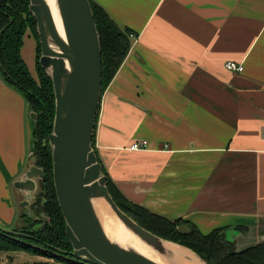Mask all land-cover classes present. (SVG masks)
<instances>
[{
	"label": "crops",
	"instance_id": "0c3cea01",
	"mask_svg": "<svg viewBox=\"0 0 264 264\" xmlns=\"http://www.w3.org/2000/svg\"><path fill=\"white\" fill-rule=\"evenodd\" d=\"M95 1L134 33L100 97L92 146L103 172L128 201L203 234L264 238V0ZM26 64L33 72L34 57ZM30 113L0 75L4 228L30 209L14 187L32 164Z\"/></svg>",
	"mask_w": 264,
	"mask_h": 264
},
{
	"label": "water",
	"instance_id": "95a60500",
	"mask_svg": "<svg viewBox=\"0 0 264 264\" xmlns=\"http://www.w3.org/2000/svg\"><path fill=\"white\" fill-rule=\"evenodd\" d=\"M65 39L55 28L45 0H29L40 43L41 67L53 83L55 111L51 147L53 184L65 220L72 259L81 264H159L132 249L122 248L104 233L93 206L104 199L120 222L143 243L164 257L169 242L140 226L112 199L107 176L97 160L92 138L102 87L101 48L89 0H56ZM30 117L35 119L34 112ZM34 161V158H33ZM44 177L34 162L14 182L26 193L21 205L27 207L37 180ZM24 213L31 215L30 209ZM187 232L185 225L179 226Z\"/></svg>",
	"mask_w": 264,
	"mask_h": 264
},
{
	"label": "trees",
	"instance_id": "16d2710c",
	"mask_svg": "<svg viewBox=\"0 0 264 264\" xmlns=\"http://www.w3.org/2000/svg\"><path fill=\"white\" fill-rule=\"evenodd\" d=\"M89 2L101 48L102 94L124 60L130 48L131 35L134 33L128 28L119 27L95 0ZM26 34L32 36L35 41L36 77L21 54ZM40 53L36 21L29 10V0H0V75L9 86L23 95L29 109L37 116L34 125V163L44 172V177L40 180L45 190L37 201L45 198L44 211L48 218L42 221L33 219L29 225L30 217L23 214L20 218L28 222L24 226L15 230L0 228V252L23 250L78 263L69 254L72 247L65 233V220L53 184L48 135L53 126L55 98L52 79L38 62ZM106 184L117 206L135 222L163 239L188 247L206 264H264V242L238 252L234 251L233 243L225 239L222 227L203 234L186 220H171L128 201L108 177ZM38 222L39 227L29 229ZM181 225H187L188 231L181 232Z\"/></svg>",
	"mask_w": 264,
	"mask_h": 264
},
{
	"label": "bare ground",
	"instance_id": "6f19581e",
	"mask_svg": "<svg viewBox=\"0 0 264 264\" xmlns=\"http://www.w3.org/2000/svg\"><path fill=\"white\" fill-rule=\"evenodd\" d=\"M45 2L50 9L57 33L64 40L57 2L56 0H45ZM93 206L106 236L122 248L132 249L159 264H204L190 250L172 242L164 244L170 251L171 257L161 256L126 229L104 199H94Z\"/></svg>",
	"mask_w": 264,
	"mask_h": 264
},
{
	"label": "rangeland",
	"instance_id": "374dc122",
	"mask_svg": "<svg viewBox=\"0 0 264 264\" xmlns=\"http://www.w3.org/2000/svg\"><path fill=\"white\" fill-rule=\"evenodd\" d=\"M26 37L28 38L29 36H26ZM27 38L24 39V44L22 46V48H23V56H24L23 58H25L24 59L25 62H27L28 64L31 65V60L34 57L33 53H34L35 48H34V44L32 43V39L30 38L29 41H28ZM33 76L36 77V73L34 71H33ZM31 112H33V111H31ZM34 115L36 116L35 113H34ZM30 119H31V122H32V125H33L32 126V139H33V143H34V139H35V137H34V125H35V121L37 119V116H36L35 119H32L31 117H30ZM31 154H32V158H31L30 162L33 164V162L35 161L34 148H33V151H32ZM33 158H34V161H33ZM41 185H42L41 184V180L38 179L37 180V185H36V190L30 194L31 198H30V201H29V204H30L29 208H30V211H31V215H30L29 223L27 222V220H25V219H23L21 217V218H18V221L20 220L19 226L15 225L13 227V229L12 228H7V227H5V228L4 227H0V228H3L4 230H15V229L19 228L20 226H24V224H26V223H28L30 225L31 220H33V219H34V221L36 219L39 220V221L48 219L47 218V214L44 211V205H45V202H46L45 198H42L41 200L37 201L39 199L40 195L42 193L44 194V192H45L44 188H42ZM23 198H24V200L26 199L24 196H23ZM39 226H40V223L38 222V223H35L33 226H30L29 229H35V228H37ZM164 240H167V239H164ZM167 241L187 248L196 257H198L199 260L202 261V263L206 264L205 261L200 256H198V254H196L194 251H192L188 247H186L184 245H181V244H179L178 242H175V241H170V240H167ZM261 242H264V238H261V237L259 238L258 237V238H254V239H251V240H248V241H245V242L241 241L240 238H239L236 241L235 244H232V246H233V250L238 252V251L243 250V249H245V248H247L249 246H252V245H255V244L261 243ZM0 264H81V263H79V262L78 263L77 262H71L68 259H61V258L58 259V258L45 257L43 255L33 254L31 252H27V251H23V250H16V251H1L0 252Z\"/></svg>",
	"mask_w": 264,
	"mask_h": 264
},
{
	"label": "built area",
	"instance_id": "2783aa9c",
	"mask_svg": "<svg viewBox=\"0 0 264 264\" xmlns=\"http://www.w3.org/2000/svg\"><path fill=\"white\" fill-rule=\"evenodd\" d=\"M134 35H131V38H133ZM224 68L228 71L231 72H241L243 70V65L241 63H236L234 61H227L224 63ZM147 147V141L142 140V141H135L132 142L128 149L130 150H140V149H145Z\"/></svg>",
	"mask_w": 264,
	"mask_h": 264
}]
</instances>
